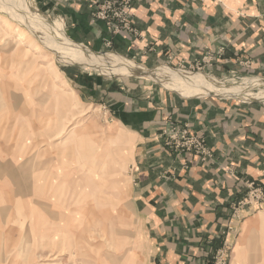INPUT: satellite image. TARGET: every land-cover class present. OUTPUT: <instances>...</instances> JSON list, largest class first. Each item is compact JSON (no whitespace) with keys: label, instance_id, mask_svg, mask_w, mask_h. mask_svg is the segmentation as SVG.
<instances>
[{"label":"rangeland","instance_id":"rangeland-1","mask_svg":"<svg viewBox=\"0 0 264 264\" xmlns=\"http://www.w3.org/2000/svg\"><path fill=\"white\" fill-rule=\"evenodd\" d=\"M16 1L0 0V264H149V224L131 199L134 142L115 120L131 126L155 92L178 99L264 104V78L242 75L248 74L243 72L250 68L248 62L218 63L208 49L192 62L175 63L172 57L152 67L110 42L94 50L69 39L53 21L56 16L47 15L36 0H22L36 17L31 24L25 16H13ZM101 1L106 0L93 5ZM43 23L82 56L63 59ZM220 28L221 42L227 44L223 19ZM122 32L129 38L139 35L134 27L131 33ZM223 44L218 55L227 50ZM100 58L125 60L150 77L123 75L106 68ZM93 83L103 85L95 100L93 93L86 92L85 100L74 93L78 85ZM172 127L193 136L197 149L175 148L178 136L167 139ZM157 136L181 168H190L185 155H195L201 163L212 155L205 139L185 122H169ZM246 186L209 264L222 252L231 264L246 219L240 211L251 215L264 203V184ZM261 245L263 255L253 256L260 259L255 264H264Z\"/></svg>","mask_w":264,"mask_h":264},{"label":"crops","instance_id":"crops-1","mask_svg":"<svg viewBox=\"0 0 264 264\" xmlns=\"http://www.w3.org/2000/svg\"><path fill=\"white\" fill-rule=\"evenodd\" d=\"M98 1L36 0L79 45L95 50L110 42L150 67L172 57L175 63L192 62L208 49L218 63L248 62L250 68L243 69L248 74L242 75L264 78V0H131L135 38L125 32L112 35L104 22H92L90 8ZM220 19L228 27L227 44L220 39ZM222 44L227 50L218 55ZM102 89L101 83L78 85L74 93L85 100L90 92L95 100ZM158 95L131 126L115 120L134 142L131 199L149 224V264H209L247 182L264 184V104ZM172 121L187 123L205 139L212 154L207 162L185 155L190 168L183 169L163 149L157 135ZM257 207L254 214L239 213L246 219L231 264L260 263L253 256L263 255L264 203Z\"/></svg>","mask_w":264,"mask_h":264},{"label":"built area","instance_id":"built-area-1","mask_svg":"<svg viewBox=\"0 0 264 264\" xmlns=\"http://www.w3.org/2000/svg\"><path fill=\"white\" fill-rule=\"evenodd\" d=\"M131 4L129 0H106L93 5L90 8V19L92 22H104L107 25L108 30L113 34H118L125 30L127 32H132L133 23L130 17ZM109 45V44H107ZM169 132V131H168ZM165 134V132H164ZM173 135V136H172ZM178 136V141H175V148H184L183 150L195 149L196 147L192 145V141L195 140L193 136L188 135L185 130H180L172 127L170 135L167 133V139L171 142L173 141L170 137ZM168 141V140H167ZM171 142H167L168 144ZM198 143V141L196 140ZM197 149V148H196ZM199 154H204L200 152ZM205 157V155H203ZM226 254V253H225ZM223 252L219 253L216 258L215 264H226V255Z\"/></svg>","mask_w":264,"mask_h":264},{"label":"bare ground","instance_id":"bare-ground-1","mask_svg":"<svg viewBox=\"0 0 264 264\" xmlns=\"http://www.w3.org/2000/svg\"><path fill=\"white\" fill-rule=\"evenodd\" d=\"M16 6H13L11 8H14L15 13L13 14V16L15 15V17L19 16L21 18V20H23L24 16L26 18L29 19V23L35 21L36 17H32V13L29 12L27 10V8L25 7L24 3L22 2V0H17L15 2ZM21 9V11H20ZM24 10V11H22ZM18 17V18H19ZM26 22V21H25ZM30 23V24H31ZM45 23L42 24L44 31L46 32V35H50L49 39L52 38L51 42H52V47L54 50H56L57 52H59L60 54H62L63 59H68L69 61H74L75 59H79L80 55L78 53V49L76 47H73L69 42H64V40L60 37V35L58 34V32L56 31L55 28L51 27V26H44ZM94 55H92L93 57ZM68 57V58H65ZM88 58V57H87ZM91 59V58H90ZM102 60H100V62H102L106 68L112 69V70H118L121 71V73L123 75H139V76H143V77H150V75H144V71H141L142 69L132 65L131 63L122 60V59H113L115 63H110L109 59L104 60L103 58H100ZM107 61V62H106ZM97 62V61H96ZM94 62V63H96ZM93 63V62H92ZM100 66V65H99ZM164 71V70H163ZM113 73V72H112ZM157 74V73H156ZM159 74V73H158ZM179 77V76H178ZM177 77V78H178ZM172 78V77H171ZM174 78V77H173ZM185 81V80H184ZM187 81V80H186ZM175 82V81H174ZM181 83V82H180ZM177 84V83H176ZM174 86V85H173ZM195 87V86H192ZM191 89V88H190ZM198 90V88H197ZM73 253H71L70 255H72Z\"/></svg>","mask_w":264,"mask_h":264}]
</instances>
